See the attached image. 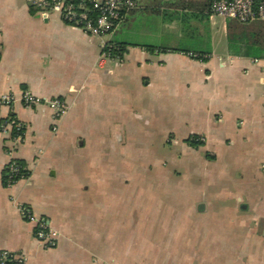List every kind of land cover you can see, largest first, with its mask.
<instances>
[{
  "label": "crops",
  "instance_id": "crops-1",
  "mask_svg": "<svg viewBox=\"0 0 264 264\" xmlns=\"http://www.w3.org/2000/svg\"><path fill=\"white\" fill-rule=\"evenodd\" d=\"M135 1L108 36L124 51L105 59L96 38L58 13L0 0V92L67 104L56 120L44 104L0 109V120L13 114L24 126L15 157L29 170L4 185L0 133V250L21 264H264V54L245 52V34L230 46V19L198 11L201 0ZM155 130L180 132L178 155L198 167V213L183 235L174 218L168 236L144 235L154 224L139 214L144 190L110 187L137 173L83 154ZM19 205L59 232L56 245L39 244Z\"/></svg>",
  "mask_w": 264,
  "mask_h": 264
},
{
  "label": "built area",
  "instance_id": "built-area-1",
  "mask_svg": "<svg viewBox=\"0 0 264 264\" xmlns=\"http://www.w3.org/2000/svg\"><path fill=\"white\" fill-rule=\"evenodd\" d=\"M43 17L58 13L67 24L77 26L86 34L96 38L99 42L102 58L119 59L112 57L111 52L117 45L108 39L123 15L136 8L135 0H26ZM209 16L235 19L242 23L253 20L264 21V0L255 4L254 0H212L209 7ZM16 101L25 106L44 104L48 106L56 120L66 111L67 104L60 97H38L28 90H22L17 95L12 91L0 92V109L11 108ZM24 126L13 114L0 120V133L6 137L7 146L4 154L7 162L4 167L3 181L5 186H11L16 180L28 175L26 165L20 164L15 157V150L22 140ZM20 215L34 223V236L43 247L56 245L59 232L50 226L41 216H36L30 208L18 206ZM22 255L8 250H0V264H21Z\"/></svg>",
  "mask_w": 264,
  "mask_h": 264
},
{
  "label": "rangeland",
  "instance_id": "rangeland-1",
  "mask_svg": "<svg viewBox=\"0 0 264 264\" xmlns=\"http://www.w3.org/2000/svg\"><path fill=\"white\" fill-rule=\"evenodd\" d=\"M180 45H187L188 36L177 40ZM193 43V42H191ZM176 131H153L152 137L140 141H127L123 146L99 147L85 146L84 155L97 156L105 154L115 161L118 173L124 176L134 175L126 182L121 179H110V187L142 188L144 190L142 209L139 214L154 224L143 228V234L168 236L170 228L166 227L167 219L174 218L180 225L175 227L176 234H185L182 227L189 213H198L199 174L197 164L186 162ZM176 139V140H175ZM139 198V197H138ZM128 199V198H127ZM124 200L122 203H135L136 200ZM138 203V202H137ZM192 210L188 211V206ZM172 209H174L172 211ZM146 216V217H145Z\"/></svg>",
  "mask_w": 264,
  "mask_h": 264
},
{
  "label": "trees",
  "instance_id": "trees-1",
  "mask_svg": "<svg viewBox=\"0 0 264 264\" xmlns=\"http://www.w3.org/2000/svg\"><path fill=\"white\" fill-rule=\"evenodd\" d=\"M212 0H201L200 3L196 1V4L193 2L192 5L199 11H205L209 14V7ZM255 4H259L262 0H254ZM229 34L228 41L231 46L235 36L239 34H245V36H251L248 39L249 43L246 44L245 52L249 55L261 56L264 54V21L263 20H253L251 22L242 23L235 19H230L228 24ZM117 45L118 49H115L111 52L112 57H119L120 54L124 51V46L119 43L114 42ZM256 46V48H251ZM197 141V140H196ZM190 144L198 145V142L191 141ZM20 164H23L19 161Z\"/></svg>",
  "mask_w": 264,
  "mask_h": 264
}]
</instances>
